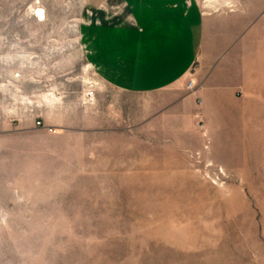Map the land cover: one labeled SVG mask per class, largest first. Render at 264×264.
<instances>
[{
    "label": "rangeland",
    "instance_id": "1",
    "mask_svg": "<svg viewBox=\"0 0 264 264\" xmlns=\"http://www.w3.org/2000/svg\"><path fill=\"white\" fill-rule=\"evenodd\" d=\"M97 1L0 0V264H264V0H200L247 1V91L130 132L156 98L87 64Z\"/></svg>",
    "mask_w": 264,
    "mask_h": 264
},
{
    "label": "crops",
    "instance_id": "2",
    "mask_svg": "<svg viewBox=\"0 0 264 264\" xmlns=\"http://www.w3.org/2000/svg\"><path fill=\"white\" fill-rule=\"evenodd\" d=\"M97 2V18L81 25L87 64L121 96L156 98L139 105L130 99L117 102L125 130L137 125L138 109L141 122H147L172 107L193 110L201 103L220 108L226 93L232 98L235 91H247L249 41L243 38L249 24L247 1L213 8L200 0ZM198 61L199 70L193 73L197 87L185 93Z\"/></svg>",
    "mask_w": 264,
    "mask_h": 264
},
{
    "label": "built area",
    "instance_id": "3",
    "mask_svg": "<svg viewBox=\"0 0 264 264\" xmlns=\"http://www.w3.org/2000/svg\"><path fill=\"white\" fill-rule=\"evenodd\" d=\"M192 85H193V84H192V82L190 81V82L187 84V88H188V89H191V88H192Z\"/></svg>",
    "mask_w": 264,
    "mask_h": 264
},
{
    "label": "bare ground",
    "instance_id": "4",
    "mask_svg": "<svg viewBox=\"0 0 264 264\" xmlns=\"http://www.w3.org/2000/svg\"><path fill=\"white\" fill-rule=\"evenodd\" d=\"M39 11V10H38ZM40 12V11H39Z\"/></svg>",
    "mask_w": 264,
    "mask_h": 264
}]
</instances>
